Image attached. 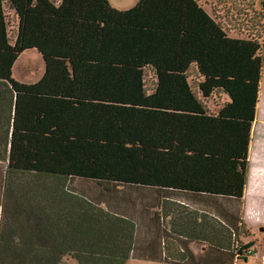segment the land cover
I'll return each instance as SVG.
<instances>
[{"label": "trees", "instance_id": "obj_1", "mask_svg": "<svg viewBox=\"0 0 264 264\" xmlns=\"http://www.w3.org/2000/svg\"><path fill=\"white\" fill-rule=\"evenodd\" d=\"M226 3L229 27L199 0H0V264L246 259L264 1ZM29 50L43 73L18 81Z\"/></svg>", "mask_w": 264, "mask_h": 264}, {"label": "rangeland", "instance_id": "obj_2", "mask_svg": "<svg viewBox=\"0 0 264 264\" xmlns=\"http://www.w3.org/2000/svg\"><path fill=\"white\" fill-rule=\"evenodd\" d=\"M136 1V0H135ZM264 0H254V4H256L255 10H261L262 5L261 3ZM204 4V7L207 11L211 12V6L214 7L216 13L221 17V20L223 23H225L227 27L230 26V22L228 20H224V15L229 14V11H227V3L226 0H201ZM135 3V2H134ZM127 5V4H126ZM211 5V6H210ZM241 20V19H240ZM257 24V23H255ZM240 27H244V22L241 20L239 23ZM249 26L253 29V32L259 33V28L256 25H253L251 23ZM261 39L260 40L263 44V53H264V19H262V30L260 31ZM44 70L43 61L40 56V54L35 50H29L23 52L17 59V61L13 65L12 69V76L17 79L18 81L22 82H34L37 79L40 78ZM263 79H264V64H263ZM263 91L261 93V99L259 103V117H262L261 120L257 119L255 122L253 129H252V143L250 147V169L249 172H262L264 173V95ZM225 97L223 95L219 96L217 94L212 95L210 98L206 101V106L209 108V110L214 111L215 106L218 103H222ZM76 184L79 188L80 186H88L89 184H83V181L77 182ZM92 189V188H91ZM126 191V194H128V198L131 201V207L133 206V199L135 200H143L148 201L150 200L151 194L150 189L148 187H131V188H125L123 189ZM94 196V193H91ZM249 196V193L248 195ZM258 199V204L253 205V207H248L249 202L251 200V197H248V201L244 208L242 209V213L239 214V217L242 216V227L240 229V238L242 244H245L247 242H252L253 244L248 247L250 250L246 256V259L241 257H235L231 255V252H219L222 254V259L225 262L232 264H264V175L262 176V181L259 184V188L257 190V193L254 195ZM224 204L228 206H232L233 203L229 201H223ZM146 207H149L146 205ZM255 209H261L262 215L257 220L255 224L251 225L249 222H246L247 220L243 219V216H249L252 215ZM2 208L0 207V222L2 219L1 216ZM257 212H255L256 214ZM167 220H163L162 225L167 226ZM163 228V226H161ZM176 239V236L172 234V240L174 241ZM178 240H187V239H178ZM178 240L176 242H178ZM193 243V250L194 254L198 253L199 247L204 244L207 248H211L212 246L204 241L200 242H192ZM64 264H75L72 260H64ZM125 264H168L163 261H157V260H149L144 258H130L128 259Z\"/></svg>", "mask_w": 264, "mask_h": 264}, {"label": "crops", "instance_id": "obj_3", "mask_svg": "<svg viewBox=\"0 0 264 264\" xmlns=\"http://www.w3.org/2000/svg\"><path fill=\"white\" fill-rule=\"evenodd\" d=\"M108 1L113 7L117 8V9L130 8L137 2V0L136 1L135 0H108ZM199 2L204 7L205 3H202L201 0H199ZM212 9H213V6H211V12L207 11L206 9L205 10L211 14L212 13ZM262 91L264 92L263 70H262L261 81H260V85H259L258 103H257V108H256V113H255V119H254V121L252 123L251 139H250L249 146H248L249 169H250V163H251L250 162V153H251L250 147H251V143H252V129H253V126H254L255 122L257 121V119L261 120V118H262V117H259V109H258ZM263 95H264V93H263ZM263 175H264V173H262V172H248L247 182L245 184L244 196H243V208H244V210H245L246 203L248 201V197L249 198L251 197V200L249 202V206L248 207H251V206L253 207V205L258 204V199L254 195H255V193H257V190L259 188V184L262 181V176ZM248 193H249V196H247ZM180 199H181V201H184V202L186 200V199H184V197H182ZM195 206L199 207V204H195ZM255 212H257V213L255 214ZM261 215H262V210L261 209L257 210V209L254 208L253 214L249 215V216H245V214H244L243 219L247 220L246 222H249V224L253 225L256 222H258L257 220L260 218ZM192 245H193V243L189 244L191 250L194 251L193 248H192L193 247ZM202 248H203V246L199 247V251L195 255L200 254Z\"/></svg>", "mask_w": 264, "mask_h": 264}]
</instances>
